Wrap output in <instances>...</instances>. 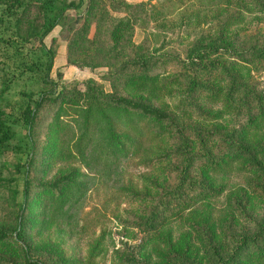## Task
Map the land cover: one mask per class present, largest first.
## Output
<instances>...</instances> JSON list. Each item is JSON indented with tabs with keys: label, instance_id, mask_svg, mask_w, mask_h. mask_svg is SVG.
I'll use <instances>...</instances> for the list:
<instances>
[{
	"label": "trees",
	"instance_id": "16d2710c",
	"mask_svg": "<svg viewBox=\"0 0 264 264\" xmlns=\"http://www.w3.org/2000/svg\"><path fill=\"white\" fill-rule=\"evenodd\" d=\"M220 1L225 4L223 0ZM143 5L141 0L134 3L124 0H0V23L9 30L7 37H10L3 39L0 33V44H10L20 54L18 44L32 42L45 57L44 61L36 64L29 65L21 60L15 65L21 71L40 69L42 75L39 82L43 84L34 99L22 93L28 101L19 109L24 129L19 139H15L12 126L5 120L0 108V152L6 149L25 150L24 160L14 166V170L21 174L20 189L11 172L0 178L8 198L13 200L19 193V204L29 203L32 186L29 170L34 157V133L38 117L46 105L57 108L62 97H65L62 100L65 106L61 113L66 110L72 114V127L68 128L71 134L76 135L77 144L74 147L80 156L89 150L95 159L103 157L105 163L110 164L131 152L141 156L145 167L168 162L166 170L170 181L157 186L155 195L130 190V198L150 201L144 218L132 223V227L140 229L147 238L155 233L165 217L173 214L180 216L182 209H189L203 199L219 196L221 186L216 185L213 179L215 174L243 172L246 186L264 197V140L251 143L245 139L239 130L242 125L232 124L223 129L225 127L215 124L204 126L182 119L183 116L175 115L165 106H153L141 95L145 93L153 96L155 90H162L166 83H176L181 96L178 108L185 109L187 114L192 113L196 119L210 121L214 116L196 102V98L205 93L212 102L220 97L223 102H228V111L233 120L242 118L249 123L254 115L264 114V93L249 88L246 80H242L232 69L231 62L218 55L228 54L244 62L262 64L264 38L242 46L220 29L212 35L201 33L197 37L191 36L188 41L180 40L179 44H183L181 49L168 46L166 41L149 48L128 38L132 35L137 12ZM70 12L76 16L79 13L82 15L72 19L73 24L78 25H71V34L67 36L68 56L79 40L78 48L87 49L83 54L80 51V61L77 57L68 60L78 66L105 67L104 78L109 83L108 91L91 78L82 83L81 89L74 85L58 89L56 82L49 77L54 50L47 47L43 39L55 26L64 25ZM164 15L155 6L151 7L152 17L161 16L164 22L167 18ZM193 17L198 18L197 22L200 21L198 15ZM184 19L188 20L186 17ZM117 45L120 47L119 52H116ZM170 64L174 68L171 77H159L153 73ZM214 74L221 75L225 81L224 90L220 91L211 83ZM10 82L11 78L0 65V100L5 99ZM131 84L138 89L136 94H139L135 97L127 93ZM57 116L55 114L54 119ZM141 123L152 127L162 125L169 147L159 148L155 155L145 156L148 151L147 146L141 144L144 136ZM4 168L9 170L7 166ZM79 174L72 169L40 185L48 193L56 192L50 197L58 203L60 217H66L68 209L85 188L84 179L76 180ZM233 202L246 223L238 227H221L225 237L223 245L215 242L208 231H201L206 255V261L201 264H264V206L260 215L253 217L243 203ZM26 223L25 215L17 213L12 227L0 224V244L9 242L16 245L20 252L17 260L8 258V254L0 256V261L1 258H7L3 264H83L67 262L64 258L53 259L49 247L41 250L34 248L26 231ZM127 252L126 257H123L125 264H139L134 256L129 259L130 251Z\"/></svg>",
	"mask_w": 264,
	"mask_h": 264
},
{
	"label": "rangeland",
	"instance_id": "374dc122",
	"mask_svg": "<svg viewBox=\"0 0 264 264\" xmlns=\"http://www.w3.org/2000/svg\"><path fill=\"white\" fill-rule=\"evenodd\" d=\"M141 1L144 5L137 12L132 35L128 38L149 48L166 41L168 46L181 49L183 44H179L180 40L188 41L191 36L197 37L201 33L212 35L220 29L231 35L236 44L242 46L264 38V0H223L225 4L220 0ZM152 6L159 9L162 14L165 13L164 16L167 18L164 22L161 16H151ZM81 15L68 13L65 24L55 26L43 39L44 44L54 50L49 77L56 82L58 89L72 85L81 89L82 83L91 78L108 91L109 83L107 78H104L105 67L78 66L68 60L77 57L80 61V54L87 49L78 48L79 40L73 45L69 56L67 53L70 27L78 25L73 24L72 19H78ZM194 15H198L200 21L197 22L198 18H194ZM184 17L188 20L184 21ZM6 20L5 16L4 21ZM3 25L0 23L2 38L10 39L7 37L9 30ZM100 44H103L102 38ZM17 48L20 54L14 51V46L0 44V65L11 78L5 99L0 100V108L4 112L5 120L12 126L15 139H19L24 130L19 109L28 100L22 93L29 94L30 99H34L43 87L39 82L42 75L40 69L21 71L15 65L21 60L29 65L45 60L40 49L32 42L20 43ZM119 51L120 47L117 45L116 52ZM218 57L231 62L232 69L242 80H246L249 88L264 93V63L244 62L228 54H219ZM171 70L174 68L170 64L158 68L153 73L159 77L169 78L172 76ZM211 79V83H214L217 89L220 91L225 89V81L221 75L214 74ZM130 86L127 93L135 97L139 94L138 92L136 94L138 89L134 84ZM179 89L178 84L169 82L162 90L156 89L153 96L145 93L141 95L153 106L162 108L165 106L175 115L183 116L182 119H189L204 126L215 124L225 127L223 129L232 124L242 125L239 130L245 139L251 143L264 140V114L254 115L249 123L242 118L233 120L228 111V102H223L222 97L212 102L204 95L205 93H201L196 102L214 116L210 121L196 119L192 113L187 114L185 109L178 108L177 104L181 101ZM64 98L62 97V100ZM62 100L59 101L57 108L53 105L44 106L38 117L34 133V157L29 170L32 185L29 203L20 205L19 193L13 200L8 198L7 192L0 184V224L10 228L14 225L15 214H24L27 222L26 231L29 233L32 246L37 250L49 247L52 252L51 258H64L67 262L76 261L83 264H125L123 257H126L127 250L130 251L128 258L134 256L139 264H185L189 261L201 264L206 261L201 231H208L215 242L223 245L225 237L221 227L224 225L238 227L246 223L233 201L243 203L253 217L260 215L264 197L246 186L243 172L215 174L213 179L216 185L221 186L219 196L203 199L189 209H182L180 216L173 214L165 217L155 233L151 237H145L140 229L132 227V223L144 218L150 201L145 198H130L132 193L130 190L155 195L157 186L170 181L166 170L168 162L145 167L141 162V156L133 155L131 152L110 164L105 163L103 157L95 159L89 150L80 156L74 147L77 144L76 135L71 134L68 128L72 127L70 121L72 114L66 110L61 113L62 107L65 106ZM251 106L254 104L251 103ZM55 114H58L56 119ZM141 126L144 131L141 144L147 146L148 151L145 156L155 155L159 148L169 147L162 125L152 127L141 123ZM24 158V149H6L0 152V178L11 172L18 189L21 187V174L14 170V166L19 165ZM4 166L9 167V170L7 171ZM72 169L80 173L76 175L77 181L80 179L86 181L85 188L75 204L68 209L66 217H60L58 203L50 197V194L56 195V192L48 193L40 185ZM71 182L72 179L69 184ZM6 254L9 255L8 258L17 260L20 252L16 245L4 242L0 244V256ZM5 259L7 258H1L0 264H3Z\"/></svg>",
	"mask_w": 264,
	"mask_h": 264
},
{
	"label": "crops",
	"instance_id": "0c3cea01",
	"mask_svg": "<svg viewBox=\"0 0 264 264\" xmlns=\"http://www.w3.org/2000/svg\"><path fill=\"white\" fill-rule=\"evenodd\" d=\"M124 1H126V2H130V3H134V2H138V1H140V0H124Z\"/></svg>",
	"mask_w": 264,
	"mask_h": 264
}]
</instances>
